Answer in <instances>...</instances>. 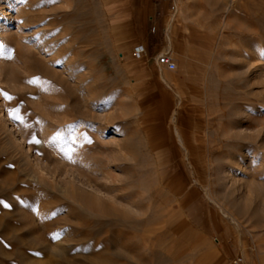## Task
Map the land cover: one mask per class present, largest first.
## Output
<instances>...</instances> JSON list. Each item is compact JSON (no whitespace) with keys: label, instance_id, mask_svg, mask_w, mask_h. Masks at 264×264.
I'll return each mask as SVG.
<instances>
[{"label":"rangeland","instance_id":"rangeland-1","mask_svg":"<svg viewBox=\"0 0 264 264\" xmlns=\"http://www.w3.org/2000/svg\"><path fill=\"white\" fill-rule=\"evenodd\" d=\"M176 16L192 54L142 96L127 0L0 1V264H264V0Z\"/></svg>","mask_w":264,"mask_h":264},{"label":"crops","instance_id":"crops-1","mask_svg":"<svg viewBox=\"0 0 264 264\" xmlns=\"http://www.w3.org/2000/svg\"><path fill=\"white\" fill-rule=\"evenodd\" d=\"M127 1L132 10L133 46L142 44L146 48V53L140 59L141 61L136 64L135 70L136 94L145 96L158 88L153 87V79L158 81L159 78L163 79V68L156 61L158 54L167 52L172 59L173 54L179 58H186L192 54L187 55L171 50L170 38L181 42L186 49L189 45L193 49L191 42L198 37L195 35L196 31L191 33V23L188 19L181 22L178 21L176 16L177 0ZM186 5L188 6L187 2ZM154 27L157 29L155 33L152 32ZM157 72H159V77L156 74Z\"/></svg>","mask_w":264,"mask_h":264},{"label":"bare ground","instance_id":"bare-ground-1","mask_svg":"<svg viewBox=\"0 0 264 264\" xmlns=\"http://www.w3.org/2000/svg\"><path fill=\"white\" fill-rule=\"evenodd\" d=\"M1 1V0H0ZM5 1H10V0H5ZM121 56V55H120ZM67 62V61H66ZM68 64V63H67ZM69 68V67H68ZM51 76V75H50ZM53 76H54V78H55V82H53V85H56L57 87H59L60 89H62V91H55L54 92V94L57 96V98H58V101L57 102H61V103H56L55 104V106L57 107V110H61V109H63V116H64V119L61 121V123H63V124H65V125H70V124H72L71 122L72 121H74L73 120V118H72V115L70 114V112H73V107H74V105L72 104L71 105V99L73 100V101H75V102H77L78 101V99L73 95V93H71L70 92V90L68 89V87H67V82L65 81V80H63V79H59V76H57L58 77V79H57V77H56V75H52V79H53ZM71 76L70 75H68V79L70 78ZM54 80V79H53ZM53 80H51V81H53ZM86 80V79H85ZM163 80V82L165 83V80L164 79H162ZM49 82V81H48ZM45 86V85H44ZM50 86H52V84H50ZM43 87V86H42ZM47 87V86H46ZM52 88H53V86H52ZM45 89V88H44ZM54 89V88H53ZM55 90V89H54ZM179 92V91H178ZM52 93V92H51ZM50 93V94H51ZM67 93H70V96H67ZM53 94V93H52ZM179 95V94H178ZM59 100H61V101H59ZM179 101V100H178ZM49 105V104H48ZM74 111H75V109H74ZM177 113V112H176ZM180 114V113H179ZM154 117V116H153ZM70 118V119H69ZM71 118H72V120H71ZM76 122V121H75ZM74 123V122H73ZM74 124H76V123H74ZM177 124H178V120H173V128H174V132H175V141H174V146H176V144L175 143H177V145L180 147V149L178 148V147H175L176 148V150H178L179 152H180V155H182V157H183V155L184 154H182V151L181 150H184L185 152H186V155L188 156L187 158H185V157H183V160H184V162L187 160L188 161V163H189V166L192 168L193 166L191 165V163L189 162V158H190V150H189V148L187 147V143H186V141L183 139V137L181 136V134H180V132H179V129H178V126H177ZM47 126V125H46ZM73 126V125H72ZM68 127V126H67ZM69 131H67V133H68ZM66 133V134H67ZM44 134L45 135H48V134H50L49 133V128H46L45 129V131H44ZM72 139V138H71ZM59 145L60 146H64V142H59ZM80 146V145H79ZM78 148V147H77ZM80 148H81V146H80ZM84 150H85V148H83ZM151 150V152H154L155 151V148H151L150 149ZM68 156V155H67ZM155 158H157V157H155ZM157 161V160H156ZM193 161V160H192ZM196 163V162H195ZM194 163V164H195ZM158 166H160V164L158 165ZM196 167H197V165H196ZM158 169H160V168H158ZM193 182H194V184H196L197 186H199V188H200V184H199V180L196 178V176H194V179H193ZM179 189H181V188H179ZM207 193V192H206ZM86 203H87V205H89V207L91 206H93L94 207V205H97V202H95L94 200L92 201V200H90L89 198L88 199H86V200H84ZM96 203V204H95ZM152 204V203H151ZM181 204H182V202H181Z\"/></svg>","mask_w":264,"mask_h":264},{"label":"built area","instance_id":"built-area-1","mask_svg":"<svg viewBox=\"0 0 264 264\" xmlns=\"http://www.w3.org/2000/svg\"><path fill=\"white\" fill-rule=\"evenodd\" d=\"M156 31L157 29L155 27L152 28V32L155 33ZM145 53L146 48L142 44H140L134 48L132 55L135 59H141L145 55ZM156 61L161 68H164L169 71H174L176 69V63L173 61L170 54L167 52L157 55Z\"/></svg>","mask_w":264,"mask_h":264},{"label":"snow or ice","instance_id":"snow-or-ice-1","mask_svg":"<svg viewBox=\"0 0 264 264\" xmlns=\"http://www.w3.org/2000/svg\"><path fill=\"white\" fill-rule=\"evenodd\" d=\"M53 2H55V0H53ZM3 95L9 100L12 99V97L9 96L7 93H3ZM36 142L38 143L39 141H36ZM58 237H59V234H57V236L55 238H58Z\"/></svg>","mask_w":264,"mask_h":264}]
</instances>
